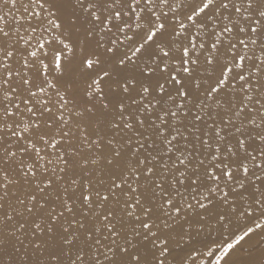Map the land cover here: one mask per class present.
Segmentation results:
<instances>
[{
    "label": "snow or ice",
    "instance_id": "snow-or-ice-1",
    "mask_svg": "<svg viewBox=\"0 0 264 264\" xmlns=\"http://www.w3.org/2000/svg\"><path fill=\"white\" fill-rule=\"evenodd\" d=\"M0 264H264V0H0Z\"/></svg>",
    "mask_w": 264,
    "mask_h": 264
}]
</instances>
